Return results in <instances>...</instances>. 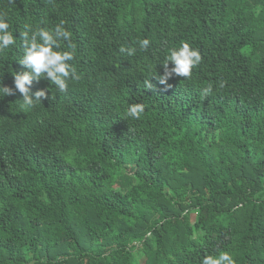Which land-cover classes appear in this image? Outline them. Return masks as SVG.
<instances>
[{
    "label": "trees",
    "instance_id": "trees-1",
    "mask_svg": "<svg viewBox=\"0 0 264 264\" xmlns=\"http://www.w3.org/2000/svg\"><path fill=\"white\" fill-rule=\"evenodd\" d=\"M0 12L16 40L0 54L14 92L0 98V264H200L217 250L264 264V0H0ZM61 21L80 79L63 93L34 81L47 99L25 111L19 33ZM182 41L201 63L161 85Z\"/></svg>",
    "mask_w": 264,
    "mask_h": 264
},
{
    "label": "clouds",
    "instance_id": "clouds-1",
    "mask_svg": "<svg viewBox=\"0 0 264 264\" xmlns=\"http://www.w3.org/2000/svg\"><path fill=\"white\" fill-rule=\"evenodd\" d=\"M19 35L22 41L23 56L18 63L27 70L14 74V88L22 95L21 107L27 111L36 103L41 104L44 99H47V89L31 92L34 81L47 80L59 92L63 93L68 89L69 80L78 81L80 75L77 69L69 63L74 59L75 45L71 43L72 33L66 29L64 21L52 29L37 28L33 30L31 26L26 25L25 30ZM62 42H67V47L70 50H59ZM15 43L16 40L7 15L0 12V54L7 52ZM150 43L149 39L139 40L140 50H147ZM119 52L133 56L136 49L121 47ZM201 59V54L197 48L186 41H182L178 47L174 46L168 49L165 60L161 64L163 74L157 75L156 72L153 78L157 79L161 85H166L167 81L174 77L191 78L193 70L200 65ZM169 64L172 65L171 68H169ZM224 86V82L220 81L219 88ZM147 87H152L149 81ZM212 90L213 85L209 83L203 92L207 96L211 94ZM13 94V89L0 87V98ZM143 112L144 106L142 104H130L127 109V115L136 120L141 118ZM200 264H236V262L229 252L217 250L215 254L204 256Z\"/></svg>",
    "mask_w": 264,
    "mask_h": 264
}]
</instances>
